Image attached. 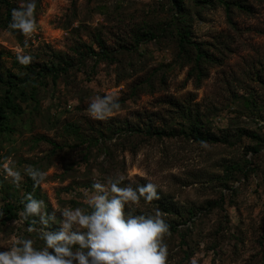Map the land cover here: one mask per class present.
<instances>
[{
	"label": "rangeland",
	"instance_id": "374dc122",
	"mask_svg": "<svg viewBox=\"0 0 264 264\" xmlns=\"http://www.w3.org/2000/svg\"><path fill=\"white\" fill-rule=\"evenodd\" d=\"M3 1L0 76L24 82L13 91L21 112L9 114L10 130L0 134V209L17 206L9 221L0 211V251L20 238L42 246L39 218L22 215L29 194L45 213L86 207L94 181L122 177L120 187L156 185L159 198L141 200L136 214L159 210L168 224L167 264H264V0H241L249 11L232 8L229 17L218 0H182L193 40L214 58L199 82L178 53L170 0H34L28 37L10 28ZM7 1L11 10L22 2ZM147 30L157 37L142 39ZM99 44L111 59L94 63L87 48ZM17 54L31 57L33 72ZM66 61L54 81L36 75ZM5 89L0 83V96ZM112 93L119 109L91 119L90 100ZM194 120L225 142L186 137ZM7 167L21 173L19 185L5 178ZM26 168L45 180L34 184Z\"/></svg>",
	"mask_w": 264,
	"mask_h": 264
},
{
	"label": "clouds",
	"instance_id": "9594fccd",
	"mask_svg": "<svg viewBox=\"0 0 264 264\" xmlns=\"http://www.w3.org/2000/svg\"><path fill=\"white\" fill-rule=\"evenodd\" d=\"M34 7V0H22L12 10L10 28L30 36L35 30ZM17 60L27 65L31 57L17 54ZM119 107L116 94L97 95L88 103L87 115L104 121ZM4 171L6 179L19 185L22 180L19 171L12 167ZM24 172L37 185L46 178L39 169L26 168ZM122 179L94 181L92 191L84 194L86 207L53 208L52 212L45 213L43 201L31 194L26 196L22 215L39 218L37 235L42 246L34 247L33 240L28 238L13 240L6 245V251H0V264H167L164 238L169 234L168 224L159 210L151 215L136 214L141 200L148 204L159 198L156 185L147 182L135 188L120 187ZM51 224H58V230L50 231ZM28 231L33 228L29 227ZM190 264H196V260L192 259Z\"/></svg>",
	"mask_w": 264,
	"mask_h": 264
},
{
	"label": "trees",
	"instance_id": "16d2710c",
	"mask_svg": "<svg viewBox=\"0 0 264 264\" xmlns=\"http://www.w3.org/2000/svg\"><path fill=\"white\" fill-rule=\"evenodd\" d=\"M224 7L227 16H230L232 12V8H237L239 10L249 11V8L246 4H244L241 0H218ZM4 5L6 11V18L11 19V5L7 0H4ZM170 3L175 11L171 13L170 22L174 28L175 35L177 36V46H178V53H180V57L186 58L185 63H191V68L188 70V76L194 77L196 82H199L205 76V67L203 66L204 63H211L214 58L211 54H209L206 50H204L205 43L197 40H193L190 27L188 25V13L185 14L182 6V0H170ZM7 26L8 24H3ZM141 37L144 40L153 39L157 37V34L152 31H145L142 32ZM141 39V40H142ZM139 42V38L136 40ZM87 52L93 55L94 63L96 61H100L102 59H108L110 56L106 51L105 47L99 44V50L94 51L92 48L88 47ZM183 56V57H182ZM111 59V58H109ZM66 65V66H65ZM70 64L69 61H66L63 66H46L43 65L40 67L39 72L36 75H41L44 77L46 74L51 75V80L54 81L59 72L65 71ZM24 68L27 70H31V66L29 64L24 65ZM33 72V70H31ZM29 78H27L28 80ZM23 83L24 79L20 78L16 74H9L6 80H4L0 76V83L6 85V89L4 94L0 96V134L2 132H6L10 130V116L9 114L16 115L21 112L20 108L14 103L15 94H13L14 89L16 88L17 82ZM33 81V80H31ZM20 94L23 93L24 90L20 88ZM146 132L151 135H156L157 137L172 135V133L167 134L163 130L154 129L153 131L150 129H146ZM186 137H190L196 142H225L220 138L210 136L208 134L203 135L200 130V125L198 124L197 120H194L190 124L189 132L182 131ZM251 137H255L254 134H251ZM25 202V200H24ZM216 202H209L208 207H212L213 204ZM1 214L3 215L2 221H9L17 216V206L13 205L10 202H6L3 204V207L0 209Z\"/></svg>",
	"mask_w": 264,
	"mask_h": 264
}]
</instances>
